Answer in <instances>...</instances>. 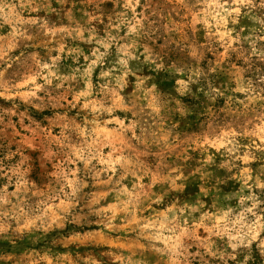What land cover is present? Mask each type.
<instances>
[{"label": "rangeland", "instance_id": "374dc122", "mask_svg": "<svg viewBox=\"0 0 264 264\" xmlns=\"http://www.w3.org/2000/svg\"><path fill=\"white\" fill-rule=\"evenodd\" d=\"M0 264H264V0H0Z\"/></svg>", "mask_w": 264, "mask_h": 264}]
</instances>
